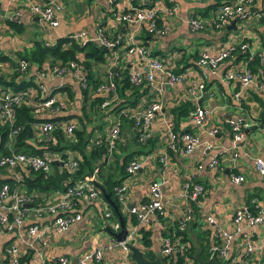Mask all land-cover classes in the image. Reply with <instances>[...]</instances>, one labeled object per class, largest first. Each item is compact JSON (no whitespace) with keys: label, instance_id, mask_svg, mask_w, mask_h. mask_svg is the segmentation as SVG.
<instances>
[{"label":"crops","instance_id":"1","mask_svg":"<svg viewBox=\"0 0 264 264\" xmlns=\"http://www.w3.org/2000/svg\"><path fill=\"white\" fill-rule=\"evenodd\" d=\"M50 1L1 0L2 8L6 11L5 17H14L17 23H20L21 28L20 31H16L8 25V20L2 17L4 23L0 25V50L5 58L0 61L2 74L13 76V72L21 61L27 63L28 75L37 74L39 69H48L58 61L55 62L52 57L43 58L38 66L30 63L28 58L33 54L41 55L43 46L49 47L55 45L58 40L70 39L73 33L79 31L85 30L92 37L97 27L103 25L105 31L110 34L120 31L123 37L127 35V23L120 19V16L130 8L127 2L61 0L64 9L56 14L59 24L51 27L43 24L28 10V5L31 3L45 4ZM221 4L220 0H136L133 3L137 9L154 10L157 14L158 26L166 29L164 34L144 35L143 40L141 36L144 32L142 33L141 30L136 42L146 49L150 58L159 59L165 71L182 74L184 81L175 86H164L159 93L160 83L156 77L154 86L145 84V92L140 96L137 105L122 108L117 114L109 115L105 119L106 124L103 130L96 129L93 133L94 142L106 135L111 126L116 123L120 125L122 122L116 141V153L144 151L133 158L141 162V168L123 180L127 186L124 203H120L116 195L115 198L108 195L106 199L103 195L92 200L80 196L75 210L82 214V219L63 233H49L46 236V246L35 243L34 248L31 249L24 243H19L20 258L27 252L32 255L36 250L42 256V261H38L39 264L61 256L68 258L71 264H77L84 254L102 242L111 246L104 250L103 262L89 261L87 264L118 263L123 258V251L119 247L114 248L116 239L113 233L120 231V217L128 234L136 229L131 243L143 250L142 238L145 232L140 230L143 227L149 233L150 241V245L143 251L152 252L155 256H163L162 236L159 230L161 228L165 231L164 233H169L168 229L176 225L185 205L192 202L178 196L184 191L187 183L191 185L199 183L204 187L199 203L195 204L198 213L194 216V222L187 224L186 228L191 241L202 231L214 229L205 223L207 214L213 217L218 227L234 233L232 219L237 209L251 207L253 200H256L260 209H264V175H260L254 166L257 158L264 159V120L260 121L262 104H264V66L258 59L264 56V20L259 16V13L264 10V0H254L246 7L245 15L218 27L214 20L216 10ZM190 19L201 20L203 28L199 31L193 30L189 25ZM238 44H247L248 49L244 52H234L226 57L217 67L216 73L205 72L198 65L197 61L202 50L207 49L215 53L224 47ZM250 56H253L251 60L248 59ZM80 58H83V53L80 54ZM123 63L128 65L130 72L148 70L147 63L137 54L128 53L127 48L122 44L109 49L104 63L92 64L91 73L94 78L105 80L111 77ZM246 68L254 74V80L248 86H244L236 79L226 80L224 78L227 72L242 73ZM86 72L88 71L84 72L87 77ZM65 82L67 89L62 88ZM77 82L69 77L61 79L49 76L45 79L44 83L48 92L65 103V109L57 115L48 113L40 115L33 112V116L38 117L39 115L41 119L54 117L61 119L57 116L62 114L68 122L78 125L77 117L81 113L84 97ZM199 83L205 85L199 97H197L200 93L198 90L194 92V95L188 92L189 88H196ZM8 89L11 88L0 85V91ZM26 89L33 100L36 99L38 102L41 99L42 93L37 87L30 85ZM237 96L238 99H236ZM156 99L163 102V110L155 115L150 124L151 139L144 147L141 145L139 148L133 137L135 130L132 123L122 121L121 117L127 113L128 116L125 117L132 120L129 115L131 111L141 110L148 102ZM180 103H189L193 107L201 106L207 110V115L201 125L191 123L188 117L175 122L173 115L169 112ZM241 117L247 119L252 125L244 131L243 139L236 147L237 156H234L235 142L228 121ZM169 123L172 124V130L177 134L183 132L197 134L202 142L201 146L190 153H185L181 147L172 149L168 141ZM40 124L41 122L32 126L33 136L29 140L37 148H42L49 141L40 130ZM206 144L210 145L209 149H205ZM65 152L68 158L80 157L75 152ZM164 154L166 160L163 161L161 157ZM44 155L50 162L61 161L60 154L45 152ZM212 158L217 160L218 167L215 169L209 167ZM7 174V171H2V173L0 171L1 177H6ZM237 175L243 176L244 180L235 183L232 177ZM152 181L162 183L166 213L159 226L154 224L137 227L134 217L129 213V204L136 205L146 201L149 198V184ZM33 193L36 194L35 191ZM62 193V191H55L47 194L44 199L46 201L58 199L62 197ZM35 207L33 203L28 206L30 214L23 228H13L0 237V264H5L6 245L14 243L19 235L23 239L27 238L25 228L30 224L29 222L37 221L43 225L53 221V217L49 214L37 215L33 211ZM107 213H110V216H106ZM109 227L113 228L110 229L112 231L108 229ZM257 232L258 237L261 236V240L264 241L262 235L264 226H258ZM245 244L246 239L243 235L235 234L227 260L232 258L236 263L249 264L250 260L256 259V256L251 255L245 259ZM163 257L164 264H174L173 255ZM218 260L220 261L218 264H223L221 258L218 257ZM29 264H32L31 257ZM127 264L135 263L129 259Z\"/></svg>","mask_w":264,"mask_h":264},{"label":"built area","instance_id":"2","mask_svg":"<svg viewBox=\"0 0 264 264\" xmlns=\"http://www.w3.org/2000/svg\"><path fill=\"white\" fill-rule=\"evenodd\" d=\"M127 2L130 8L120 16V19L127 23V35L121 38L120 34L109 35L105 31L104 27H98L95 31L94 36H89V33L85 30L73 33L70 39L85 45L89 41L97 42L108 49H114L117 44L123 42L127 48L128 53L137 54L141 59L147 63L148 70L146 72H130V80L132 83L138 85L141 83H147L149 85H155V78L158 77L160 93L164 86H175L183 83L184 76L182 74H176L169 71H165L163 64L157 58H150L148 52L142 46H139L136 40L141 30L146 29L153 34H164L166 29L158 26L157 14L154 10H143L137 9L133 3L134 0H120ZM222 4L218 7L215 13L214 22L217 26H223L229 23L234 18L245 15L246 7L250 5L254 0H220ZM64 9V4L61 0H51L48 3H31L28 5L30 13L36 15L43 24L56 27L59 24L56 14ZM6 16V14H5ZM4 16V17H5ZM260 18L264 20V10L259 13ZM6 20L16 21L14 17H5ZM189 25L193 30H201L203 23L201 20L190 19ZM248 49L247 44L231 45L224 47L223 49L211 53L207 49L202 50L199 54L198 65L205 72L216 73L219 64L228 56L234 52H244ZM0 50V56H1ZM253 56L248 57L251 60ZM259 62L264 66V56L258 57ZM27 63L21 61L19 64L20 71H26ZM37 89L42 93L41 99L36 102L33 100L26 90L19 92H13L10 89L0 91V121L8 123L11 128L9 133V140L7 147L9 149L8 154L0 155V166H5L10 169L20 166L21 168H30L33 171L43 173L45 176L49 175L52 171L49 161L45 156H39L30 154L22 151H16L13 143L14 138L18 132L15 126L16 111L15 106L19 105L23 101L30 102L34 109L33 112L36 114L48 113L51 115H57L65 109V103L59 101L54 95L48 92L44 80L49 76H56L61 79L70 77L78 81L82 88L88 86L86 75L82 71L81 66L76 61H67L65 63L57 62L48 69H39L37 71ZM226 80H238L242 82L244 86H248L254 80V74L249 68H246L242 73L227 72L224 76ZM205 85L203 83L197 84L196 88H189L188 92L194 95V92L198 90L201 95L204 91ZM95 94L103 97L101 107L106 108L113 100L116 99V85L111 77L103 80L97 88H95ZM238 99V96L237 98ZM163 110V102L159 99L151 100L141 110L131 111L130 116L137 127V135L139 139L144 142L151 137L150 124L158 112ZM128 116L127 113H124ZM207 115V110L201 106L194 107L188 115L191 123L195 125H201ZM228 124L232 130L234 144V156H237L236 147L238 143L243 139L244 131L251 127L249 122L244 117L229 120ZM263 126V124H262ZM77 127L76 123L63 121L62 119L48 120L41 122L39 128L42 133L50 140L53 137V132L56 129L62 130L66 137H72L73 131ZM168 141L169 146L172 149L181 147L185 153H190L196 148L200 147L202 142L197 134L192 132H183L177 134L172 130V124H168ZM264 128V126H263ZM215 133V131H213ZM212 133V134H213ZM120 134L119 123L114 124L108 130L105 135V141L107 142V153L111 154L113 148L116 145V141ZM99 139L95 140L94 143L98 144ZM210 145L206 144L205 149H209ZM161 160H166V155L161 157ZM68 168H75L77 161L74 158H68L65 162ZM255 169L260 175H264V159L257 158L254 161ZM209 167L211 169L217 168V160L212 158ZM141 168V162L133 159L127 165V173L130 175L135 174ZM95 169L92 173L87 175L83 180L67 187L62 193V197L58 198L53 203L44 204L34 208V212L37 215L49 214L53 217L51 223L43 224L35 221L30 223L25 228L26 239L21 238L19 235L18 239L9 245L5 246L4 253L6 255L5 264H19V243H24L29 248H34L35 243H39L42 246L47 245L46 236L49 233H63L69 229L71 225L82 219V214L75 210L76 202L80 196H83L87 200L97 199L99 192L95 188L94 183L96 180ZM19 176H17L18 179ZM232 180L235 183H240L244 180L241 175L233 176ZM127 190V186L123 183L120 186H116L114 191L116 198L120 203H124V194ZM149 198L146 201L134 204L129 209V213L134 217L136 226L140 225H154L159 226L163 216L166 213V201H164L162 183L158 181H152L149 184ZM204 187L199 183L185 184L184 191L178 196L192 201L194 203L199 202V197L203 194ZM33 203V198L25 194V192L18 187H11L9 183H2L0 185V237L6 232L11 231L13 228H23L27 220V216L30 214V206ZM253 210L250 208L237 209L233 214L234 233H229L218 227L215 220L211 215L205 216V223L208 226H212L214 229L213 236L219 239L218 244H213L209 248V257H219L222 259V263L226 264H239L229 262L228 255L232 246L233 236L235 234H242L246 239L244 254L248 256H256L254 264H264V241L261 240V236L258 237L257 227L264 226V209H260L256 200H253ZM70 211V213H69ZM75 212V213H74ZM106 216H110L107 213ZM191 220V209L185 205L181 217L178 219L179 231H185L187 224ZM136 227V228H137ZM162 236V254L163 256L171 257L176 253L187 255L190 249V243L183 239L181 236H176L175 229L172 230V235L165 234L160 228ZM136 229L132 230L131 233L127 234L124 241H116L115 247H119L123 251V258L120 262L114 264H127L129 257L128 245L131 243V239L134 237ZM264 237V233L262 234ZM256 237L253 240V237ZM174 237V238H173ZM260 239V241H258ZM258 241V242H257ZM110 245L105 243H98L95 248L88 253L84 254L77 264H87L89 261L103 262L104 250L110 248ZM32 264H39L38 261H42V256L36 250L31 255ZM228 261V262H226ZM192 260H188V264H191ZM43 264H71L66 257H57L49 262H43Z\"/></svg>","mask_w":264,"mask_h":264},{"label":"trees","instance_id":"3","mask_svg":"<svg viewBox=\"0 0 264 264\" xmlns=\"http://www.w3.org/2000/svg\"><path fill=\"white\" fill-rule=\"evenodd\" d=\"M135 1L136 0H134V2ZM19 24L20 23H17V21L8 22V25L16 31L21 30ZM101 27L104 26L102 25ZM107 33L109 35H116L119 33L121 38H124L120 31L115 32L114 34H110V32L108 31ZM142 33L143 35L141 36V39L143 40L145 38H143L144 35H151L152 32L149 33V31L143 29ZM122 44L123 42L117 44L116 46ZM108 51V48H105L97 42L89 41L85 45H80L72 39H65L58 40L55 45L49 47L43 46V53L41 55L33 54L28 58V61L30 63L36 64L38 66L42 62V59L47 57H52L55 62L58 61L62 63H65L67 61H76L81 66L82 71H88L86 72L88 86L86 88H82L79 82L71 78L78 83L84 97L81 107V113L77 117L78 125L73 131L72 137L69 138L63 134L62 130L56 129L53 132V137L48 142H46L42 148H37L29 142V140L33 136L32 126L42 121L55 120L57 118L54 117L41 119L39 115L38 117H36L37 115L33 116L34 107L28 101H23L19 105L15 106V126L19 128L13 143L15 150L39 156H45L48 161L49 159L46 155H44L45 152H47L48 154H60L61 161H58V163L55 164L49 161L51 168L53 169V173H50L47 176H45L43 173L33 171L28 167L21 168L20 166H18L14 169H10L5 166H0L1 173L2 171L8 172L6 177L0 176V185L2 183H9L11 187H18L20 189L22 188L26 195L33 198V205L38 207L44 204L53 203L57 200L54 199L46 201L44 197L47 194L53 193L55 191L64 192L67 187L83 180L87 175L97 169L94 186L98 190L99 196L107 194L111 198H115L116 193L114 191V188L116 186L122 185L123 180L126 178V176H129L126 170L128 163L133 160L135 156L139 155L140 152L144 151L137 150L136 152H130L127 154H117L115 145L112 153L108 154L107 142L104 138L105 135L99 138L100 142L96 144L92 140L93 133L96 129L103 130V127L106 124L105 119L109 115H112L113 113L117 114L122 110V108L134 107L135 105H137L140 96L145 92V84L147 83L144 82L138 85L132 83L130 80V71L128 65L124 63L121 64L117 71L111 76V79L115 82L116 85L117 97L106 108H102L101 102L103 100V97L95 94V88H97V86L103 80L94 78V75L91 73V66L92 64L104 63L105 55L108 53ZM81 53H83V58H80ZM3 60H5V58L1 55L0 61ZM256 61L258 60L256 59ZM28 72L29 71L27 70V68L26 71H20L19 65L13 72V76L10 77L2 74L0 71V85L11 88L10 90L13 92L25 90L30 85L35 86L36 88L38 77L36 74L28 75ZM62 88H68L66 87V82ZM193 108L194 107L189 103H180L179 105L174 106L172 109H170L169 114H172L175 122H178L179 119L188 117L189 112ZM57 117L61 118L63 121H67L66 118L62 117V114L58 115ZM121 119L122 121H125L127 123H132L131 125L135 130L133 133L134 136H132L136 139L139 148L141 145H143L142 147H144V145H146L151 138L142 142L139 139V136L136 134L137 127L135 125V121L128 120L123 115ZM121 124L120 126L122 127ZM10 132L11 128L9 127L8 123H3L0 121V154L9 153L7 143L9 140ZM65 151L75 152L80 155V157L78 158L74 156V159L77 161V166L75 168H68L65 165V162L68 158V154ZM60 162L63 165H60ZM17 176H19L18 179ZM33 191H35L36 194H34ZM77 201L78 199L75 200L76 205ZM115 203L118 204L117 201H115ZM195 204L197 203L191 202L189 205H187L191 209L190 222H194V216L198 213V209ZM249 208L250 210H253L252 205ZM177 222L178 220L176 221V225L174 227H170L168 229L169 233L167 232L165 234L171 236L172 230L175 229L176 236H182L184 240L188 241L191 244V248L187 252V255H182L181 253L174 254L172 257V262H174V264H188V260H192L191 264H193V254L195 249L193 247L192 241L187 233V230L179 231ZM108 229L110 230L113 228L109 227ZM140 230L141 232H145V236H143L142 238V244L145 248L150 245V241L148 239L149 233L143 227ZM256 235H258V232L256 233ZM256 237L257 236H255V238ZM195 239L202 248L201 258L203 260L209 258V248L213 244L219 243V239L213 236V231H211L210 229H206L204 232L202 231L201 234L195 236ZM145 255L151 259L155 257V254L149 251H145ZM30 257V253L27 252L23 257L20 258L19 264H29ZM214 258L216 259L217 263H220L217 256H215ZM248 258L249 257L245 256V259ZM228 261L234 262V259L230 258ZM224 264L226 263L224 262ZM240 264L247 263L242 262ZM249 264H254V260H250Z\"/></svg>","mask_w":264,"mask_h":264},{"label":"water","instance_id":"4","mask_svg":"<svg viewBox=\"0 0 264 264\" xmlns=\"http://www.w3.org/2000/svg\"><path fill=\"white\" fill-rule=\"evenodd\" d=\"M2 4L0 2V16L4 17L6 14V11L2 8ZM235 22H233L234 24ZM235 29V27H232ZM228 29H230V27H228ZM115 70V69H113ZM264 120V104H262V111L260 113V121L263 122ZM53 164L58 163L57 161H52ZM61 164V162H60ZM106 199H108V195L105 194L104 195ZM112 204H114L113 202H111ZM133 203L129 204V209L133 207ZM116 208V207H115ZM117 209V208H116ZM120 231L117 233H113V236L115 237L116 241H124L127 234H128V230L126 229L125 225L123 224L121 217H120ZM192 243H193V247L195 249L194 254H193V259H194V264H218L216 259L214 257H209L206 260H203L201 258V252H202V248L201 246L197 243L195 238H192ZM128 249H129V257L130 259L135 263V264H164L163 263V259L164 257L161 255H157L155 256L153 259L147 257L145 255V251L141 250L139 247L135 246L133 243H130L128 245Z\"/></svg>","mask_w":264,"mask_h":264},{"label":"rangeland","instance_id":"5","mask_svg":"<svg viewBox=\"0 0 264 264\" xmlns=\"http://www.w3.org/2000/svg\"><path fill=\"white\" fill-rule=\"evenodd\" d=\"M1 23H4V19L0 16V25Z\"/></svg>","mask_w":264,"mask_h":264}]
</instances>
